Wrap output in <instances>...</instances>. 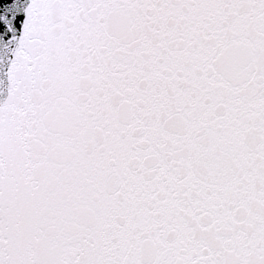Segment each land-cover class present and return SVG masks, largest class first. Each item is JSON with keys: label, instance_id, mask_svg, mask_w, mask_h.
<instances>
[{"label": "snow or ice", "instance_id": "6c2138e0", "mask_svg": "<svg viewBox=\"0 0 264 264\" xmlns=\"http://www.w3.org/2000/svg\"><path fill=\"white\" fill-rule=\"evenodd\" d=\"M0 264H264V0H0Z\"/></svg>", "mask_w": 264, "mask_h": 264}]
</instances>
